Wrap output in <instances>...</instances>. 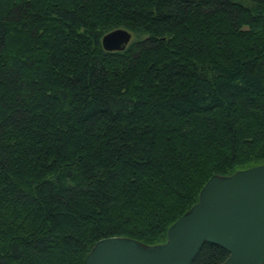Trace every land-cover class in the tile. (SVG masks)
<instances>
[{"label":"trees","instance_id":"trees-1","mask_svg":"<svg viewBox=\"0 0 264 264\" xmlns=\"http://www.w3.org/2000/svg\"><path fill=\"white\" fill-rule=\"evenodd\" d=\"M263 164L264 0H0V264L163 244L212 177Z\"/></svg>","mask_w":264,"mask_h":264},{"label":"water","instance_id":"water-1","mask_svg":"<svg viewBox=\"0 0 264 264\" xmlns=\"http://www.w3.org/2000/svg\"><path fill=\"white\" fill-rule=\"evenodd\" d=\"M132 38L117 29L103 37L102 46L122 52ZM205 243L229 252L224 264H264V164L212 177L199 201L168 229L164 244L106 238L95 244L86 264H192Z\"/></svg>","mask_w":264,"mask_h":264},{"label":"rangeland","instance_id":"rangeland-1","mask_svg":"<svg viewBox=\"0 0 264 264\" xmlns=\"http://www.w3.org/2000/svg\"><path fill=\"white\" fill-rule=\"evenodd\" d=\"M143 244V243H142ZM164 244V243H163ZM145 245V244H144Z\"/></svg>","mask_w":264,"mask_h":264}]
</instances>
